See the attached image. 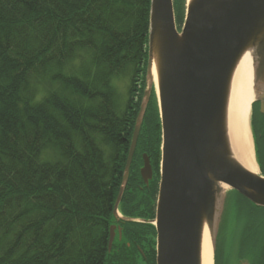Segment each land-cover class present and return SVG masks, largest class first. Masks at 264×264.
<instances>
[{"label": "trees", "instance_id": "trees-1", "mask_svg": "<svg viewBox=\"0 0 264 264\" xmlns=\"http://www.w3.org/2000/svg\"><path fill=\"white\" fill-rule=\"evenodd\" d=\"M150 10L151 0H0V264H142L109 238L146 87ZM161 145L153 90L136 151L155 159L157 178L148 191L131 166L126 215L154 205ZM231 240H219L215 264H264V235Z\"/></svg>", "mask_w": 264, "mask_h": 264}, {"label": "water", "instance_id": "water-1", "mask_svg": "<svg viewBox=\"0 0 264 264\" xmlns=\"http://www.w3.org/2000/svg\"><path fill=\"white\" fill-rule=\"evenodd\" d=\"M247 54L253 62L254 102L264 113V0H187L181 30L173 0H151L146 87L113 216L120 214L155 90L162 126L160 186L156 218L144 221L157 231V264H203L206 229L216 253L230 192L264 207V175L239 159L230 137L233 77ZM145 158L142 175L148 182L153 170Z\"/></svg>", "mask_w": 264, "mask_h": 264}, {"label": "bare ground", "instance_id": "bare-ground-1", "mask_svg": "<svg viewBox=\"0 0 264 264\" xmlns=\"http://www.w3.org/2000/svg\"><path fill=\"white\" fill-rule=\"evenodd\" d=\"M154 72V80L156 82ZM254 70L252 57L247 54L241 60L233 77L230 103L229 126L232 145L239 159L251 170L260 172L255 155V144L250 119L255 100L253 90ZM213 241L208 229L203 239V264H215Z\"/></svg>", "mask_w": 264, "mask_h": 264}, {"label": "flooded vegetation", "instance_id": "flooded-vegetation-1", "mask_svg": "<svg viewBox=\"0 0 264 264\" xmlns=\"http://www.w3.org/2000/svg\"><path fill=\"white\" fill-rule=\"evenodd\" d=\"M252 125L255 129L257 135V142L260 149H264V113L260 111V103L256 102V107L254 111V121L252 119ZM150 161L153 174L152 177L146 182L142 175V168L145 166L146 158ZM261 164L264 167V157L262 158ZM134 165L136 169L139 171V176L144 188L148 191L149 186L153 185V181L157 178V170L155 166V159L150 156L149 153H142L141 155L136 151L131 166ZM133 166V167H134ZM260 166V163H259ZM131 169V168H130ZM130 175V174H129ZM158 191L160 184V177L158 178ZM140 188L143 189L142 184ZM158 197V194H157ZM157 197L154 200L153 204H148L147 201H142L139 207H134V213H139V215H126L120 210L121 215L114 218L111 222V225L115 227V238L114 242L119 241L120 243L125 242L126 246L132 251L134 256L142 261V264H152V251H146L149 249H145L143 247L144 243H147V240L150 241L149 244L154 246L152 249L157 248V231L154 225L150 224V222H145V219L151 220L156 217V206H157ZM140 208V209H139ZM142 209V210H141ZM145 209V210H144ZM142 211L143 213H141ZM142 223V225H140ZM263 234V233H262ZM148 235V237H146ZM137 249V253L136 250ZM139 253L141 256H139ZM156 261H157V252H156Z\"/></svg>", "mask_w": 264, "mask_h": 264}, {"label": "rangeland", "instance_id": "rangeland-1", "mask_svg": "<svg viewBox=\"0 0 264 264\" xmlns=\"http://www.w3.org/2000/svg\"><path fill=\"white\" fill-rule=\"evenodd\" d=\"M173 2L176 24L178 29L181 30L184 23L180 21V15L182 14L181 0H173ZM183 2L185 20L187 0H183ZM142 82L141 80V83ZM220 235V241H222V243H224L225 240L231 243L233 235H264V207L240 202L237 193L230 192L226 203Z\"/></svg>", "mask_w": 264, "mask_h": 264}]
</instances>
